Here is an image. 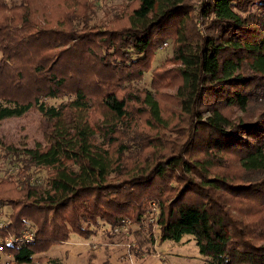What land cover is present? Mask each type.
Wrapping results in <instances>:
<instances>
[{
	"label": "trees",
	"instance_id": "1",
	"mask_svg": "<svg viewBox=\"0 0 264 264\" xmlns=\"http://www.w3.org/2000/svg\"><path fill=\"white\" fill-rule=\"evenodd\" d=\"M128 2L97 24L91 0H0V124L49 129L0 190L9 233H34L12 264L155 212L161 242L191 236L207 264H264V0ZM169 40L174 67L140 89Z\"/></svg>",
	"mask_w": 264,
	"mask_h": 264
},
{
	"label": "rangeland",
	"instance_id": "2",
	"mask_svg": "<svg viewBox=\"0 0 264 264\" xmlns=\"http://www.w3.org/2000/svg\"><path fill=\"white\" fill-rule=\"evenodd\" d=\"M91 1L94 5V22L97 24L107 18H115L122 8L125 6L128 8L130 5L128 0ZM173 48L174 41L169 40L157 51L151 72L138 85L140 89L151 88L153 72L157 68L174 67L172 64H166L173 57ZM172 93L174 90L168 91L164 96L166 116L178 111ZM60 103L62 101H50L51 105ZM105 115L103 110L93 113L94 119L99 123L103 122ZM48 133L49 129L38 113H30L19 119H9L0 124V190L10 189L8 186L10 183H14L17 187L16 179L19 178L25 164L23 155H17L38 145L47 146ZM30 174L33 184L47 183L49 174L47 169L33 168ZM1 210L0 215L8 221L12 209L3 207ZM154 217H157V212ZM42 256L47 258L42 264H207L209 262V259L200 254L198 244L193 237L186 236L180 243L161 242L159 228L148 220H145L142 227L128 223L112 228L110 225L102 224L95 236L83 239L73 235L68 243L55 246Z\"/></svg>",
	"mask_w": 264,
	"mask_h": 264
},
{
	"label": "built area",
	"instance_id": "3",
	"mask_svg": "<svg viewBox=\"0 0 264 264\" xmlns=\"http://www.w3.org/2000/svg\"><path fill=\"white\" fill-rule=\"evenodd\" d=\"M156 219V217H152L150 222L152 225L158 227ZM127 224L125 223L124 225ZM8 225L9 220L7 221L0 215V264H12L14 260L13 256L6 252V247L33 241L34 233L32 231H25L20 236L11 235L7 229Z\"/></svg>",
	"mask_w": 264,
	"mask_h": 264
}]
</instances>
